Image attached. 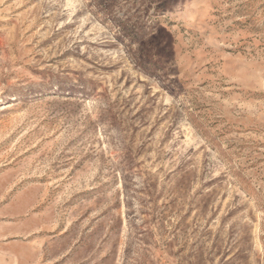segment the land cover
I'll return each instance as SVG.
<instances>
[{"label":"rangeland","instance_id":"374dc122","mask_svg":"<svg viewBox=\"0 0 264 264\" xmlns=\"http://www.w3.org/2000/svg\"><path fill=\"white\" fill-rule=\"evenodd\" d=\"M0 264H264V0H0Z\"/></svg>","mask_w":264,"mask_h":264}]
</instances>
